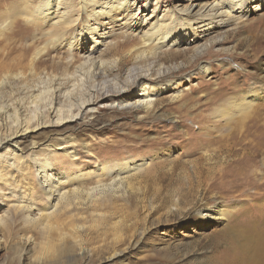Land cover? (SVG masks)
Wrapping results in <instances>:
<instances>
[{"label": "rangeland", "instance_id": "374dc122", "mask_svg": "<svg viewBox=\"0 0 264 264\" xmlns=\"http://www.w3.org/2000/svg\"><path fill=\"white\" fill-rule=\"evenodd\" d=\"M14 1L0 0V22L5 21L0 28V48L5 46L6 52L11 50V57L16 58L25 44L29 43L33 49L15 70L19 75L6 82L9 102H23V106L32 108L30 95L37 89L53 88L64 76L68 81L63 87L74 88L75 95L84 94L94 86L99 88L102 80L115 76L122 85L129 69H137L126 82L127 90L117 94L110 87L97 93L95 112L84 115L80 124L71 123L70 140L76 142L78 160L62 153L54 154L55 170L93 172L91 177L78 180L69 189L93 185L97 179L109 184L114 179V184L105 187L98 198L84 203L82 199L76 200L70 208L75 225L65 227L64 231L70 234L79 228L80 237L74 240L67 236L59 241L56 229L51 226L48 235L44 234L45 239L39 228L18 220L11 234L5 235L7 240L0 242V264H70V261L71 264H264V256L255 251L257 243L264 239V152L256 151L254 144L258 140L251 135L257 129L264 136L261 115L264 107L260 108L258 119L251 115L253 120L247 119L241 128L238 127L241 124L226 122L214 111L226 99L243 93L254 76L264 74L260 71L264 68V8L254 11L256 3L248 4L239 26L230 24L228 29H217L202 39L204 42L221 36L203 54L191 56L196 42L178 48L186 54L188 63L170 71L165 67L179 63L182 56L150 59L141 53L140 40L133 39L134 36L109 37L106 45L98 48L100 52L93 55L103 62L101 73L94 74L95 70L88 67L75 72L88 54L79 44L72 45L73 58L65 62L69 54L65 48H49L50 39H38L42 31L51 30L52 21L45 22L32 12L26 13L24 6L14 23L10 21L6 25V14ZM38 1L29 2L35 5ZM138 3H148L149 13L155 5L164 10L172 3L187 4L186 0H139ZM77 19L67 34L82 31L83 23L80 17ZM13 30L15 34L10 36ZM6 34L10 37L3 39ZM92 46L91 41L84 43V47ZM162 49L177 51L176 47ZM33 56L34 65L30 69ZM159 63L163 64L160 72ZM205 65L212 67L208 76L203 74ZM147 79L156 84L169 80L180 84L155 91L153 103L147 109L119 105L121 100L138 99L141 83ZM66 129L69 128L63 126L56 131ZM52 134V128L31 132L21 147L27 150L34 143L43 152L45 145L53 142L45 140L54 139L56 135ZM234 141L240 142L234 145ZM260 141L264 145V139ZM247 150L254 151L248 162L239 158ZM125 159L132 165L142 164L140 168L120 173L115 169L111 175L102 177L109 166ZM147 174L156 176V181L146 179ZM0 196L3 200L0 214L5 215L6 189ZM36 204L41 208L42 199ZM206 210H218L225 214L224 218L211 220L202 215ZM25 238H29L28 245L23 243ZM111 254L116 255L114 259L104 262Z\"/></svg>", "mask_w": 264, "mask_h": 264}, {"label": "bare ground", "instance_id": "6f19581e", "mask_svg": "<svg viewBox=\"0 0 264 264\" xmlns=\"http://www.w3.org/2000/svg\"><path fill=\"white\" fill-rule=\"evenodd\" d=\"M19 1H14L10 11L6 14V25L10 21L15 20L16 14L24 6V9L27 10L26 13L32 12L35 17L42 18L45 22L52 21L51 30L42 31L40 37L37 38L50 39L47 41L49 48H65L69 52L65 62H71L73 58L72 45L74 43L79 44L80 49H84L88 54L83 58L81 65L76 67L77 70L75 72L83 69V67H88L89 70H95L94 74L100 72L99 69L103 62L99 58L93 57V55L96 52H100L98 48L102 44L105 46V41L109 37H120L126 34L134 36L133 39L140 40L141 53H145L150 59L162 58L163 56L165 58L182 56L183 59L179 63L165 67L166 70L170 71L178 68L181 64L188 63L186 54L178 48L183 45L189 46L191 43L196 42L190 53L191 56L196 57L201 53L203 54L208 51L213 43L219 41L221 36L218 35L213 37V39H206L204 42H201L202 39L216 32L217 29H228L226 27L230 24L236 27L242 23L245 17L242 12L248 4L256 3H254L255 6L253 5L254 11L263 10L264 8V0H186L187 4L185 5L172 3L167 5L164 10H159L155 5V9H152L149 13L148 3L138 5L139 0H39V3L35 5L31 4L30 0H23L21 1V6L18 5ZM76 11H78V14ZM73 13L80 17L83 28L82 31L67 34L77 24L78 17L74 18ZM0 23H2L0 28H3L5 21L2 20ZM121 29H124V31H117ZM14 31H11L9 35L15 34ZM10 36L7 35L3 39H8ZM34 38L35 35L32 36V39ZM87 41L92 42V48L84 47V43ZM81 42H83V45ZM23 47V51L21 54L19 53L18 58L16 56L11 57V50L6 52L7 48L5 46L0 48V194L6 189V214H0V229L3 233L0 236V242L5 241V238L7 240L6 236L11 234L12 226L18 220L39 228L43 235L47 234L51 226L52 228L54 227L53 229L57 231L55 236L58 237L59 241L64 240L67 236H71L75 240L80 237L79 228H74L70 234L64 231L65 227H73L75 225L74 213H72L70 208L76 200L82 199L84 203L88 199L98 198V195L105 187L114 184V179L108 181L110 182L109 184H104L97 179L93 185L69 189V186L78 182V180L84 177H91L93 172L80 173L70 170H55L56 167L54 168L52 160L56 154L61 153L70 156L72 160H78L76 149H74L76 142L70 140L73 132L71 123L80 124L79 120L83 119L84 115L95 112L93 104L96 103L97 99H94V97L97 93L110 87L117 94L127 90L126 82H128L137 67L129 69L127 77L122 81V85H119L115 76L109 80H102L103 82L100 83L102 85L99 88L91 87L92 89L90 88L86 93L79 95L74 94V88L69 90L65 86L63 87V84L68 81L64 76L59 78V82L56 86H52L53 88L37 89L36 93H32L29 102L32 104L31 108L29 105V107L23 106V102L14 104L6 99V82L9 83L12 77L19 75L15 74V70L17 67L22 66V62L27 60L33 49L29 43ZM163 47H176L177 51L163 50ZM34 59L35 57L33 56L30 69L33 68ZM161 65L163 64H158V72L161 71ZM211 70L212 67L210 65H205L203 74L208 76ZM260 71L264 72V68L260 69ZM139 76L142 75L139 74ZM190 77L189 75L187 81L190 80ZM149 81L150 79H147L146 82L141 83L138 99L133 102L121 100L119 105L122 107L143 106L147 109L153 103L154 93L165 90L177 82V80H169L163 84H156ZM107 89L106 91H108ZM245 89L243 93L233 96L229 100L226 99L223 102L225 104L222 103L223 106L221 108H215L216 116L224 118L226 122L234 121L235 124H241L238 126L240 128L242 126L245 127L243 123L247 119H250V121L258 119L260 108L264 107L261 104L264 103V74L254 76L252 84ZM251 115L253 119H251ZM261 115L262 121H264V113ZM91 117L92 119L95 118L93 115ZM84 122L81 121V123ZM63 126H67L69 129L64 132L56 131ZM43 128H52L54 131L52 135H56L54 139L52 137L45 139L53 142L46 144L43 152L38 151L36 149L38 146L34 145V143L27 150L21 147V142L31 132H37ZM69 131L70 134H66ZM259 132L254 129L251 135L258 140L254 144L256 151L264 152V145L260 141L264 139V136L262 132ZM249 133L246 132V134ZM231 135L236 139L237 136L235 134L230 133ZM251 141L254 142V139ZM237 142L240 141H234L233 144L235 145ZM253 152L247 150L239 158H246L244 161L248 162L252 158ZM140 164L142 163L139 162L137 165L135 163L132 165L129 160L125 159L112 164L101 175L102 177L107 174L109 176L111 175L109 173L115 169L119 171L118 173L128 169L130 171L139 167ZM197 174L198 172L196 171V178L199 177ZM145 175L142 177L144 178ZM146 179H152L155 182L156 176L149 174ZM40 199H42L43 205L38 208L36 202ZM2 201L0 199V203ZM34 210L38 211V213L32 214L31 212ZM217 211L206 210L202 215L211 220L223 219L225 214ZM28 240L29 238H25L23 243L28 245ZM255 249L257 251L256 254L264 256L263 238L257 243V248L255 246ZM115 256V254H111L104 259V262H110ZM81 258L86 259L87 257L82 256ZM254 261L256 262V260Z\"/></svg>", "mask_w": 264, "mask_h": 264}]
</instances>
